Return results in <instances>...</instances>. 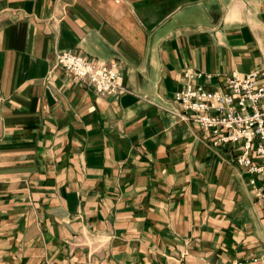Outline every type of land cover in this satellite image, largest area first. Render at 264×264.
I'll return each instance as SVG.
<instances>
[{"label":"crops","instance_id":"0c3cea01","mask_svg":"<svg viewBox=\"0 0 264 264\" xmlns=\"http://www.w3.org/2000/svg\"><path fill=\"white\" fill-rule=\"evenodd\" d=\"M63 51L117 62L127 92L53 69ZM260 69L264 0H0V264L262 257L238 152L173 101L185 70L213 92Z\"/></svg>","mask_w":264,"mask_h":264},{"label":"built area","instance_id":"2783aa9c","mask_svg":"<svg viewBox=\"0 0 264 264\" xmlns=\"http://www.w3.org/2000/svg\"><path fill=\"white\" fill-rule=\"evenodd\" d=\"M117 2V1H116ZM53 69L63 70L79 84L92 87L100 96L127 92L121 86L117 62H97L72 51L55 54ZM201 73L185 70L183 86L173 101L204 131L211 146H232L236 164L250 175L248 185L254 198L264 204V69L225 79L224 91H208L198 80ZM264 220V216H263ZM231 264H264L262 257Z\"/></svg>","mask_w":264,"mask_h":264}]
</instances>
